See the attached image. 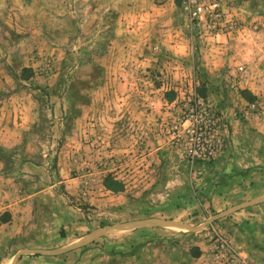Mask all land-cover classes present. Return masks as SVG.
<instances>
[{"label":"rangeland","instance_id":"1","mask_svg":"<svg viewBox=\"0 0 264 264\" xmlns=\"http://www.w3.org/2000/svg\"><path fill=\"white\" fill-rule=\"evenodd\" d=\"M222 5L238 28L214 34L179 0H0V182L16 172L25 218L184 221L72 252L51 223L45 240L1 222L0 264H236L215 257L220 238L264 264L247 254L264 226L236 218L238 187L264 188L263 48L247 46L264 39V0ZM197 145L214 154L190 159Z\"/></svg>","mask_w":264,"mask_h":264},{"label":"crops","instance_id":"2","mask_svg":"<svg viewBox=\"0 0 264 264\" xmlns=\"http://www.w3.org/2000/svg\"><path fill=\"white\" fill-rule=\"evenodd\" d=\"M262 42H264V39L262 41H254L253 39L247 40V46L251 50L254 51L260 47L263 48L261 53L257 52V56H253L254 60L260 56L257 61L259 65H264V44H262ZM255 78L256 77L254 76V79ZM16 176V172L13 171L11 176L5 179L6 184L0 182V220L2 214L7 216V219H4L5 221H0V223L6 222L5 224L8 226L11 224L12 228L17 226L22 232H26L28 226L38 225L41 230L40 236L44 235V225L51 223L56 235L61 229L65 231L68 238V248L66 249L70 252L79 250L83 251V247H88L101 235H103V239L109 244L115 243L117 239H119V244L124 243V248L127 249L131 246L130 244L132 241H136L138 238L141 239L142 233L144 232L151 235H158L160 229H162V232L172 236L176 233L175 229H181V227H184V221L180 219L182 217L181 212L173 210H167V213H170V216L167 218L131 217L121 222L109 220L103 227L93 219L65 220L61 218L59 220H30L29 218L28 220L25 218L26 215H24V212L28 208L30 195L25 193L23 189L24 186L16 180ZM241 189H244L246 197H242L243 200L238 201L236 204V208L239 210L236 212L237 220L245 219L248 221V225H254L258 222L264 226V188H262V197H258L257 199H255L253 189L249 188V186L247 188L238 187V191ZM256 212H259L258 216H254L256 215ZM173 214L177 215V217H173ZM106 235L108 236L105 237ZM46 237L47 236H42V239L46 240ZM247 246L248 255H254L258 258L264 257V249L262 248L264 247V242L262 240L255 241V239H252L247 241ZM255 250L258 251L257 255H255Z\"/></svg>","mask_w":264,"mask_h":264},{"label":"built area","instance_id":"3","mask_svg":"<svg viewBox=\"0 0 264 264\" xmlns=\"http://www.w3.org/2000/svg\"><path fill=\"white\" fill-rule=\"evenodd\" d=\"M179 2L190 24L194 28L201 27L203 32L216 34L223 28L226 30H234L235 28H238L237 22L234 20L233 16H228L226 14L222 5L223 0H179ZM213 151L214 148L212 147L204 148L198 146L194 148L188 156L193 160L207 159L214 154ZM213 246L217 252L215 255L216 258L221 257L218 254V250H222L227 253V256L231 259L232 263H241L238 254L228 245L226 240L222 238L217 239Z\"/></svg>","mask_w":264,"mask_h":264}]
</instances>
